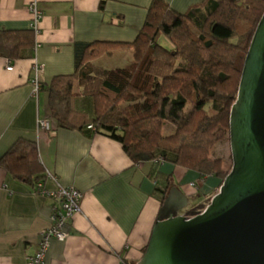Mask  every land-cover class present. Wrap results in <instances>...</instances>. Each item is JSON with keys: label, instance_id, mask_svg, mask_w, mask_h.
I'll use <instances>...</instances> for the list:
<instances>
[{"label": "crops", "instance_id": "obj_1", "mask_svg": "<svg viewBox=\"0 0 264 264\" xmlns=\"http://www.w3.org/2000/svg\"><path fill=\"white\" fill-rule=\"evenodd\" d=\"M32 1L0 0V30L30 28ZM36 1L41 18L33 51L26 50L17 59L0 56V158L17 139L31 140L48 174L43 188L73 186L83 194L81 211L69 220L66 239L51 240L46 264H137L161 207L153 190L165 185L163 176H170V187L180 189L188 204L196 194L207 202L221 180L164 161L134 165L117 141L56 127L49 120L44 87L55 75L74 72L77 45L131 42L151 0H103L102 7V0ZM164 1L182 13L204 0ZM120 52L128 58L118 66L132 60V53L123 50L108 57ZM74 89V107L93 116V97L83 95L77 81ZM39 119L48 120L49 129L40 127ZM57 204L0 165V264H25L38 249L40 232L50 225Z\"/></svg>", "mask_w": 264, "mask_h": 264}, {"label": "trees", "instance_id": "obj_2", "mask_svg": "<svg viewBox=\"0 0 264 264\" xmlns=\"http://www.w3.org/2000/svg\"><path fill=\"white\" fill-rule=\"evenodd\" d=\"M263 12L264 0H204L182 13L164 0H151L131 42L77 45L74 72L55 75L44 87L49 120L56 127L117 141L134 165L164 161L222 182L232 162L224 167L210 151L229 139L230 108ZM161 36L170 49L161 44ZM234 36L237 40L230 42ZM34 44L32 28L0 30V56L22 58ZM117 50L130 51L132 60L111 68L88 62ZM75 81L83 95L93 97V116L74 107ZM206 104L214 113H205ZM166 122L174 127L168 136L162 133ZM0 165L34 189L47 176L35 142L24 138L9 147ZM163 179L165 185L153 190L160 205L171 184L170 176Z\"/></svg>", "mask_w": 264, "mask_h": 264}, {"label": "water", "instance_id": "obj_3", "mask_svg": "<svg viewBox=\"0 0 264 264\" xmlns=\"http://www.w3.org/2000/svg\"><path fill=\"white\" fill-rule=\"evenodd\" d=\"M232 166L208 202L170 187L137 264H264V12L230 108Z\"/></svg>", "mask_w": 264, "mask_h": 264}, {"label": "built area", "instance_id": "obj_4", "mask_svg": "<svg viewBox=\"0 0 264 264\" xmlns=\"http://www.w3.org/2000/svg\"><path fill=\"white\" fill-rule=\"evenodd\" d=\"M30 8L33 12V19L30 24V28L36 32L38 22L41 18V11L37 7L36 0L31 2ZM11 68V65L7 67V69ZM36 70H38V66H36ZM34 85L35 90H37L39 87L37 77L34 81ZM38 125L42 128L49 129V122L46 119H39ZM91 127V125L88 126V128ZM36 192L42 196L53 198L58 202V204L52 208L50 225L40 232L38 249L34 254L26 258L25 264H46V252L49 248L51 240H65L69 234L67 230L69 220L74 214L81 211L80 202L82 200L83 194L80 190L73 186L59 185L57 189L48 191L47 189L43 188V183L38 182L36 184Z\"/></svg>", "mask_w": 264, "mask_h": 264}, {"label": "rangeland", "instance_id": "obj_5", "mask_svg": "<svg viewBox=\"0 0 264 264\" xmlns=\"http://www.w3.org/2000/svg\"><path fill=\"white\" fill-rule=\"evenodd\" d=\"M236 40H237L236 36L230 38V42H235ZM159 41L161 42V44L164 47L170 49V45L164 37L161 36L159 38ZM117 54L118 55H115V58H111L108 56L98 58L94 61V63L97 65L103 66V67H116V66L120 65L119 63H121V61H125V59L128 58V57H124L125 55L123 52H120ZM119 54H121V55H119ZM126 61H128V60H126ZM181 62H182V59L178 58V63H181ZM74 90L77 91V87ZM204 111L206 114L214 113V109L211 106H209L208 104H206L204 106ZM173 132H174V127L170 123L166 122L163 126V131H162L163 135L168 136V135H171ZM210 157L222 159L224 167L226 165H229L230 162H232L229 139H226V141H223L221 143H217L214 146V148L210 151ZM219 187H218V189H219ZM199 200H201V201H199ZM204 200L205 199L203 197H199V194L198 195L196 194L195 197L190 198L188 207H193L199 203H202V201H204ZM207 202H208V200H207Z\"/></svg>", "mask_w": 264, "mask_h": 264}]
</instances>
